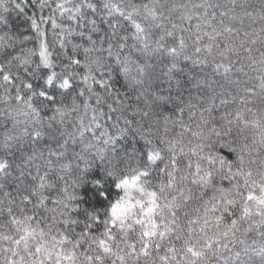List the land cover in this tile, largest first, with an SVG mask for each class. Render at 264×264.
Here are the masks:
<instances>
[{
	"label": "snow or ice",
	"instance_id": "obj_1",
	"mask_svg": "<svg viewBox=\"0 0 264 264\" xmlns=\"http://www.w3.org/2000/svg\"><path fill=\"white\" fill-rule=\"evenodd\" d=\"M0 264H264V0H0Z\"/></svg>",
	"mask_w": 264,
	"mask_h": 264
}]
</instances>
